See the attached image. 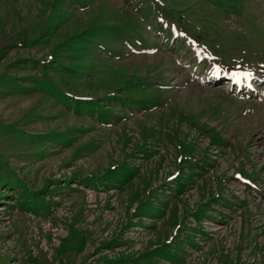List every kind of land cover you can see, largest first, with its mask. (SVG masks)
<instances>
[{
    "label": "rangeland",
    "instance_id": "1",
    "mask_svg": "<svg viewBox=\"0 0 264 264\" xmlns=\"http://www.w3.org/2000/svg\"><path fill=\"white\" fill-rule=\"evenodd\" d=\"M182 32L264 71V0H0V264H264V102Z\"/></svg>",
    "mask_w": 264,
    "mask_h": 264
},
{
    "label": "bare ground",
    "instance_id": "2",
    "mask_svg": "<svg viewBox=\"0 0 264 264\" xmlns=\"http://www.w3.org/2000/svg\"><path fill=\"white\" fill-rule=\"evenodd\" d=\"M230 75L235 79V78H238V82L237 84H241L240 86L242 87H247L245 90H248V88L250 87V85H248L247 83V80L245 77V75L243 74L242 76L240 77H237V74L236 72H231ZM29 238V237H28Z\"/></svg>",
    "mask_w": 264,
    "mask_h": 264
},
{
    "label": "trees",
    "instance_id": "3",
    "mask_svg": "<svg viewBox=\"0 0 264 264\" xmlns=\"http://www.w3.org/2000/svg\"><path fill=\"white\" fill-rule=\"evenodd\" d=\"M82 103H83V101H82ZM84 107L85 108L83 109V111H87V112L91 113V112H94L98 106H95V108H87L86 102H84ZM80 110H81V108H80Z\"/></svg>",
    "mask_w": 264,
    "mask_h": 264
}]
</instances>
